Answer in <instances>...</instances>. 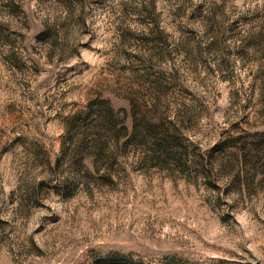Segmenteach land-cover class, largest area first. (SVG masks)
<instances>
[{"label":"rangeland","instance_id":"1","mask_svg":"<svg viewBox=\"0 0 264 264\" xmlns=\"http://www.w3.org/2000/svg\"><path fill=\"white\" fill-rule=\"evenodd\" d=\"M259 132L264 0H0V264H264Z\"/></svg>","mask_w":264,"mask_h":264},{"label":"trees","instance_id":"2","mask_svg":"<svg viewBox=\"0 0 264 264\" xmlns=\"http://www.w3.org/2000/svg\"><path fill=\"white\" fill-rule=\"evenodd\" d=\"M97 107V113L99 115L95 120L96 124L91 127L92 129H97V133H95L97 137L96 139H94L93 147L95 148L96 152L101 153L100 156L102 160H109L113 158L112 153L114 150L111 149V145H109V143L111 142L112 145H114V148H118L120 144L119 138L124 133V130L128 129V127L125 126L122 128V125L120 126L121 115L118 114L107 101L99 102L97 104ZM154 114L148 115L145 118V121H143L141 124H139L136 119V123H134V127H132V137H136L138 134H145L149 138L155 140L154 145L157 147L156 149L162 150L165 156L171 155L174 151V144L177 141V138L172 135L175 132L171 133L170 127L167 126L165 118H159ZM80 119H84L83 112L72 117L71 120L73 122L70 123V125L72 124V127H77V122ZM164 127L166 128V130L164 129ZM158 129H162L163 132L165 131L162 136H158V134H156V130ZM263 138L264 132L257 133L254 139L255 142H253V146L256 148L257 144L259 142H262ZM256 152L259 153V150H257ZM257 157L264 159V154L263 156L260 155ZM258 168L259 167L257 166V173H259Z\"/></svg>","mask_w":264,"mask_h":264}]
</instances>
